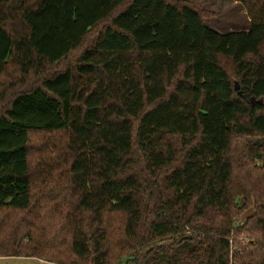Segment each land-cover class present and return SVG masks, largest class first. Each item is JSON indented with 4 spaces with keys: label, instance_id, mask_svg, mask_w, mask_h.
<instances>
[{
    "label": "trees",
    "instance_id": "1",
    "mask_svg": "<svg viewBox=\"0 0 264 264\" xmlns=\"http://www.w3.org/2000/svg\"><path fill=\"white\" fill-rule=\"evenodd\" d=\"M233 1L248 31L175 0H0V257L264 264V0Z\"/></svg>",
    "mask_w": 264,
    "mask_h": 264
},
{
    "label": "rangeland",
    "instance_id": "2",
    "mask_svg": "<svg viewBox=\"0 0 264 264\" xmlns=\"http://www.w3.org/2000/svg\"><path fill=\"white\" fill-rule=\"evenodd\" d=\"M189 2L200 7L206 16V26L218 33L245 32L249 30V18L244 7L233 0H175ZM36 134V133H35ZM8 219L15 218L13 213L0 214ZM17 217V216H16ZM0 264H54L36 258L0 257ZM123 264V263H122Z\"/></svg>",
    "mask_w": 264,
    "mask_h": 264
},
{
    "label": "water",
    "instance_id": "3",
    "mask_svg": "<svg viewBox=\"0 0 264 264\" xmlns=\"http://www.w3.org/2000/svg\"><path fill=\"white\" fill-rule=\"evenodd\" d=\"M235 88L236 89L238 88V85L237 84L235 85ZM245 98H246V100H249L248 96H246Z\"/></svg>",
    "mask_w": 264,
    "mask_h": 264
}]
</instances>
